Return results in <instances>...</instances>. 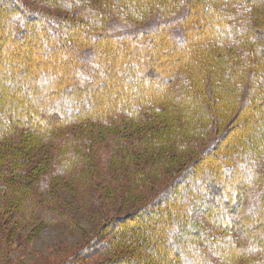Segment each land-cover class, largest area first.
<instances>
[{"label": "trees", "instance_id": "1", "mask_svg": "<svg viewBox=\"0 0 264 264\" xmlns=\"http://www.w3.org/2000/svg\"><path fill=\"white\" fill-rule=\"evenodd\" d=\"M33 2L0 0V229L62 221L54 179L90 186L101 164L105 184L126 178L135 192L199 147L145 205L55 264H264V0ZM121 120L161 126L137 155L120 143L80 151ZM74 127L91 133L76 139ZM46 143L54 165L27 178ZM149 149L148 171L116 174Z\"/></svg>", "mask_w": 264, "mask_h": 264}, {"label": "rangeland", "instance_id": "2", "mask_svg": "<svg viewBox=\"0 0 264 264\" xmlns=\"http://www.w3.org/2000/svg\"><path fill=\"white\" fill-rule=\"evenodd\" d=\"M26 1L34 3L33 0ZM38 3L40 4V2ZM48 11H50V9ZM52 12L59 14L55 10H52ZM262 14L264 15V11ZM24 47H20L21 49L19 50L9 49L7 54L24 53L26 51ZM38 57L39 54L35 55V58ZM58 64L60 65L61 63L58 62ZM54 65L57 66L56 63ZM19 66H22V64H19ZM145 77L146 74L144 73L143 75H139L138 78ZM59 78H61L60 75L56 78H51V80L53 82H59ZM112 80L114 82L113 78ZM122 81L123 80L119 82ZM103 88L104 87L100 86V89ZM31 118L32 120L36 119L37 115H32ZM119 123V127L115 129L116 133L111 136L103 135L100 137L98 135V133L101 132L100 130L96 131L97 134L92 130L93 134L96 136L94 140H92L94 145H85L83 143L80 151H86L87 154L91 155L95 153L97 156H103L105 153H112V145L120 143L123 147L122 149L131 153H136L137 155L141 151L138 145H142L141 142L143 140L149 142V139L145 138L146 135L151 136L150 142H152L154 127L161 126L159 122H152L151 125L142 123L136 127L128 126L125 120H121ZM69 132L74 138L76 137V139H80L78 137L81 136L85 138V136L91 133L88 131L83 132V129L78 127L71 128ZM210 132V137L215 135L214 130ZM106 133L107 131L104 134ZM221 136L222 134H219L216 137L218 138ZM203 142L205 141H202V143ZM102 143L105 147L101 146ZM198 149L199 147L195 148L192 155L180 159L177 163L175 162L172 168L164 170L160 181H149V183L146 184L147 186L141 190H135V192H132L131 188L127 185L126 178L121 181H119V179L117 181L115 180L116 183L108 186V182L105 181V178L107 174H112L110 171L112 168L106 167L103 169L101 164H99V168L102 174L106 176L104 179L103 177L102 179H95L90 186L83 187L79 181L73 183V180L70 182L66 178L54 179L50 186V189L55 194L53 206L58 214L64 215V218L62 221L53 224L35 221L33 223L11 222L6 225V230L13 229V231H11V233H5V229H0V245L2 247L0 249V254L2 256L0 260L3 264H55L67 260L72 256H76L82 250L84 244L98 234L100 228L109 218L113 217L118 219L116 218L117 216L128 214L136 208L145 205L151 197L163 189L167 182L175 176L181 168L189 164L194 157L198 156ZM100 150H102L101 153ZM153 151L149 149L145 154L138 155V158L131 161L128 165L117 167L116 174L126 172L131 175V173L135 172L137 169L140 171H148L154 159ZM167 153L168 155H172L174 151L170 150ZM120 155L123 156L120 150H118V156ZM53 156L54 148L49 143L35 149L33 154L28 157L29 174L26 175L27 178L28 176L29 178L33 176V169L36 167L40 168L50 163L54 165ZM42 169V171H44V168ZM27 178H24V180L29 181ZM105 187L107 191H104L106 189ZM238 192H241L240 188ZM131 193L135 195H131ZM199 204L200 206L203 205L202 202ZM103 259L104 256L100 254L87 260V263L95 264Z\"/></svg>", "mask_w": 264, "mask_h": 264}]
</instances>
